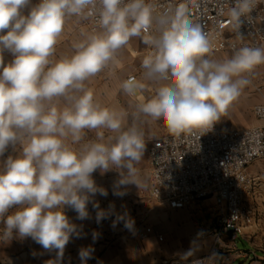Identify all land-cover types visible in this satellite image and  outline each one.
Masks as SVG:
<instances>
[{"label": "clouds", "instance_id": "1", "mask_svg": "<svg viewBox=\"0 0 264 264\" xmlns=\"http://www.w3.org/2000/svg\"><path fill=\"white\" fill-rule=\"evenodd\" d=\"M29 4L0 0V156L19 145L0 165V222L4 239L15 231L62 258L77 233L65 207L83 220L90 196H107L92 178L97 169H116L121 185L139 187L136 165L146 148L137 124L125 126L126 113L101 105L86 82L118 65V54L141 37L152 50L141 61L142 78L120 87L128 95L144 89L145 81L158 87L137 104V115L161 121L175 136L205 133L251 85L264 65V47L245 45L229 58L213 59L209 34L183 8L157 12L150 0H39L25 14ZM253 6L254 0H234L230 16L237 27ZM71 17L95 19L99 30L82 33L71 56L53 60ZM5 50L12 55L7 64ZM86 132L95 138L81 144ZM104 215L99 211L97 219ZM93 251L80 249L82 264Z\"/></svg>", "mask_w": 264, "mask_h": 264}, {"label": "crops", "instance_id": "2", "mask_svg": "<svg viewBox=\"0 0 264 264\" xmlns=\"http://www.w3.org/2000/svg\"><path fill=\"white\" fill-rule=\"evenodd\" d=\"M35 1L38 3V0ZM29 9V7L24 9L25 14ZM85 32L90 31L66 21L52 59L71 56L73 42L81 39L82 33ZM146 48L147 45L143 43L142 38H132L129 45L118 54V65L106 68L86 82L101 105L126 113L125 126L135 122L143 131L146 148L143 159L136 165L139 187L136 184L121 185V172L116 169L107 172L97 169L92 173L96 185L105 189L107 196L99 193L90 196L87 205L88 217L83 220L78 219V214L72 208L65 207V214L69 221L77 226V233L70 238L62 258H58L57 250H46L31 237L21 238L15 231L10 240L4 239V224L0 222V264H48L49 261H56V264H82L79 251L88 247L94 251L87 264H162L165 259L182 258L187 250L192 251L196 256L208 253L209 243L194 239L195 228L191 210L171 209L166 203L155 202L149 198L150 169L145 160L146 151L154 139L169 131L161 121H153L149 117L137 115L136 106L141 101L150 99L158 85L145 81L144 89L134 95L124 93L120 87L121 83L131 75L136 79L142 78L143 69L140 65ZM231 56L230 52H219L212 53L211 58L222 60ZM3 58L5 64L11 61L7 50L3 53ZM262 79H264V65L256 69L251 77V85L245 88L227 114L221 116L218 121L221 128L237 130L264 127V121L256 119L252 113L254 105L264 102ZM257 86H261V89L256 90ZM63 106L61 102L59 107ZM94 138V132H86L81 144ZM73 147L78 148L80 145ZM18 151L19 145L16 149L9 147L4 155L0 156V165L9 155H17ZM247 172L254 179V184L245 197L244 204L254 207L256 206L254 199L264 196V158L251 163ZM101 210L105 215L98 220L97 213ZM126 221L134 222L131 228L125 227ZM143 227H150L152 233L140 240L137 234ZM158 236L162 239L159 240ZM240 242L241 247L238 246L242 250H253L244 235ZM248 263L249 261L244 259H235L233 262V264Z\"/></svg>", "mask_w": 264, "mask_h": 264}, {"label": "built area", "instance_id": "3", "mask_svg": "<svg viewBox=\"0 0 264 264\" xmlns=\"http://www.w3.org/2000/svg\"><path fill=\"white\" fill-rule=\"evenodd\" d=\"M39 2V0H38ZM157 12L183 8L202 31L209 34L212 53L230 52L242 46L264 47V0H254L250 12L236 26L230 16L234 0H150ZM67 21L88 31L98 30L95 19L71 17ZM141 38V37H140ZM152 50L147 46L145 55ZM10 59L11 53L7 51ZM134 78L133 75L126 79ZM264 84V79H262ZM260 90L261 86L255 87ZM256 119L264 121V102L252 107ZM264 158V127L225 130L216 122L211 130L165 133L154 139L146 151L150 169L149 198L171 209L191 210L194 239L209 243L206 255L193 253L162 264H233L235 259L251 263L255 253L239 248L244 230L253 217L244 199L254 184L248 166ZM150 227L138 232L142 240ZM161 240V236H158ZM192 252V251H191Z\"/></svg>", "mask_w": 264, "mask_h": 264}, {"label": "rangeland", "instance_id": "4", "mask_svg": "<svg viewBox=\"0 0 264 264\" xmlns=\"http://www.w3.org/2000/svg\"><path fill=\"white\" fill-rule=\"evenodd\" d=\"M35 4H37L35 0H30L28 7L31 8ZM254 202H256L254 207L244 204V207L253 217L252 224L244 230V237L255 251L252 250L255 253V258H253L251 263L264 264V196L263 198L258 196L257 199H254ZM239 246L241 247V242H239Z\"/></svg>", "mask_w": 264, "mask_h": 264}]
</instances>
